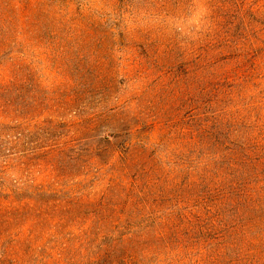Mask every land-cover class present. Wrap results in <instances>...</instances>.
Segmentation results:
<instances>
[{
    "label": "rangeland",
    "instance_id": "rangeland-1",
    "mask_svg": "<svg viewBox=\"0 0 264 264\" xmlns=\"http://www.w3.org/2000/svg\"><path fill=\"white\" fill-rule=\"evenodd\" d=\"M207 13L206 0H0V104L10 102V110L0 107V129L15 124L20 132L16 149L2 148L0 165L11 167L0 173V200L8 194L15 202L73 204L103 196L113 207L98 234H88V251L68 259L59 246L76 252L78 238L66 235L54 240L55 249L42 248L50 258L31 264H95L96 251H110L109 258L122 253L128 224L137 220L128 200L138 161L162 172L157 188L167 192L182 182L181 189L200 194L205 182L198 177L209 170L206 186L219 193L211 207L218 220L249 221L252 235L260 232L264 31L252 39L248 13H238L233 24L239 29L230 30L235 42L222 54L230 52V58L199 70L192 48L206 34ZM245 26L252 46L263 49L249 62L239 49L245 41L237 37ZM223 72L230 77L222 79ZM215 78L222 86L212 97ZM195 105L222 123L218 143H197ZM19 150L33 157L28 171L17 164ZM55 162L70 175L57 176ZM85 203L82 209L91 210ZM191 205L172 210L196 212ZM151 257L144 252L136 264H154ZM171 257L160 255V264Z\"/></svg>",
    "mask_w": 264,
    "mask_h": 264
},
{
    "label": "trees",
    "instance_id": "trees-1",
    "mask_svg": "<svg viewBox=\"0 0 264 264\" xmlns=\"http://www.w3.org/2000/svg\"><path fill=\"white\" fill-rule=\"evenodd\" d=\"M206 5L208 12L205 15L206 34L194 40V48H192V54L196 60H199L196 65L199 70L204 69L208 64L213 66L219 60L230 58V52L222 54L223 51L228 52L226 49L231 48L232 43L235 42L233 37L236 32L234 30L231 33L230 30L235 26L239 29V25L233 24V21L238 19L236 17L238 13H248L250 18L248 25L251 28L252 39H256L259 33V35L264 34V32L261 33L264 31V0H206ZM251 7H254V11L261 15V19H256L253 13H250L252 12ZM255 25L259 26L257 31ZM248 33L249 28L245 26L237 36L245 41L242 43L243 48L239 49L242 52V59L246 62L252 61L255 54L263 50L264 46V40H260L262 47H253V40L246 38ZM226 74L227 72L222 73V79L230 77ZM214 81L217 82L212 83L214 85L212 91L215 90L212 97L222 86L218 83V79L215 78ZM0 107H3L2 111L10 110V102L4 100ZM203 109L199 111V106L195 105L191 111L194 124L197 126L195 130L197 143L207 146L210 142L218 143L220 136L224 135L220 131L222 123H218V119H214V116L208 117L207 108L203 107ZM19 133L15 124L5 125L0 129V155L4 147L8 146L9 151L16 149V144L20 139ZM50 150L52 147L44 152ZM22 151L19 150L22 154L16 161L17 164L24 166L25 171H28V166L35 163L31 162L33 157ZM31 152L29 150V153ZM138 162V168L132 176L133 189L128 200L130 217L133 220L137 218V220L128 224L127 231H130V235L127 237V247L122 248L123 252L114 254L112 258L111 256L109 258L110 251L105 249L101 253L96 251L95 262L91 261V263L126 264L128 262L136 264L139 263L144 252H150L152 256L150 260L154 264H160L163 259L167 260L169 254H172V257L168 264H264V226L254 236L249 221L234 220L232 224H222L218 220L216 213L211 211V207L215 206L219 193L210 194L211 190L206 186L212 181L211 178L208 179L209 170H205V173L198 177L202 183L205 182L200 194L188 192L185 188L181 189L184 186L182 182L172 184L173 189L167 192V190L157 188L162 172L155 174L150 166L143 163L145 161ZM55 165L57 176L70 175L62 164L55 162ZM10 167L11 165L7 163L0 165V173ZM206 180H208L207 183ZM44 194L39 193L38 195L43 196ZM9 196L8 194L3 195L4 201L0 200V264L36 262L37 257H42L45 253L42 248L55 249L57 245L54 240L66 235L78 238V246L74 248L76 252H70L73 248L67 249L66 246H59L61 252L69 253L70 256L67 258L70 259L75 254H79L80 249L88 251L90 248L89 242H86L90 237L88 234H98L102 224H105L101 221H106V218L113 214V207L108 206V203L102 200L103 196L98 197L99 199L88 198L85 201L78 199L73 204L69 202L63 204L61 201L53 200L52 202L44 200L45 202L40 204L23 202L21 199L15 202L14 199L7 200ZM48 196L53 199L54 195L48 193ZM81 202H86L91 210L82 209L86 205L80 204ZM187 202H192L191 206L196 208V212H184L188 206L173 212V207H176L178 203L187 204ZM167 209H169L168 212ZM198 209H203V213H198ZM94 218L96 220L93 221ZM88 219H91L90 223L93 222L86 230L88 226L86 227L85 223ZM129 225L132 227L131 230ZM75 230L79 232L75 234ZM53 242L54 246L45 247L44 245ZM100 246L101 244L96 248L101 249ZM60 251L56 253L62 254ZM37 252L42 254L36 255ZM49 255L45 254L43 258H48ZM160 255L164 258L159 259Z\"/></svg>",
    "mask_w": 264,
    "mask_h": 264
}]
</instances>
